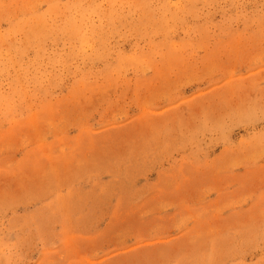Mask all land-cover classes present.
I'll return each mask as SVG.
<instances>
[{
  "label": "rangeland",
  "instance_id": "rangeland-1",
  "mask_svg": "<svg viewBox=\"0 0 264 264\" xmlns=\"http://www.w3.org/2000/svg\"><path fill=\"white\" fill-rule=\"evenodd\" d=\"M0 264H264V0H0Z\"/></svg>",
  "mask_w": 264,
  "mask_h": 264
}]
</instances>
